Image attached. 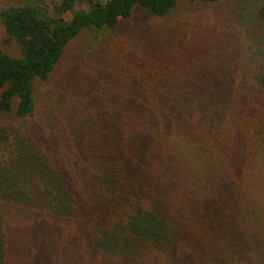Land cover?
I'll use <instances>...</instances> for the list:
<instances>
[{
  "label": "trees",
  "instance_id": "1",
  "mask_svg": "<svg viewBox=\"0 0 264 264\" xmlns=\"http://www.w3.org/2000/svg\"><path fill=\"white\" fill-rule=\"evenodd\" d=\"M221 2L0 0V264H264V3Z\"/></svg>",
  "mask_w": 264,
  "mask_h": 264
},
{
  "label": "rangeland",
  "instance_id": "2",
  "mask_svg": "<svg viewBox=\"0 0 264 264\" xmlns=\"http://www.w3.org/2000/svg\"><path fill=\"white\" fill-rule=\"evenodd\" d=\"M50 3H53L55 0H46ZM250 1L257 2V4L260 3L262 5L264 3V0H223V2L215 5V6H193L189 7V10H197V12H206V11H213L212 14L217 15V17L222 16L221 20H227L230 16L234 18V15L237 13H244L247 11L246 5L249 4ZM245 5V7L243 6ZM259 7V6H258ZM144 14V13H143ZM148 18V16H137L134 20V23H138L139 21H145ZM133 23V20L131 21ZM137 25V24H136ZM128 26L126 24H123L119 26L115 31H113L114 35H119L125 37L128 34ZM125 35V36H124ZM89 34L82 35L81 37L75 39L73 43L70 45L69 49L64 54L61 62L57 65L55 68V72L51 78V81H53L54 86L61 87L63 90L67 89L69 87L68 84L64 85L65 80L67 79L69 75V81L72 80L73 73L77 72L80 73L81 68H83L87 64H92L91 56H94L96 54L101 55V59L104 60L106 57V53L104 52L105 49L102 48V45L98 50H96L94 55H90L89 48L91 46L88 44V38ZM4 39L3 34L0 32V41ZM88 44V45H87ZM89 46V48H88ZM3 48L11 53L16 52V43L14 40H11L10 42L3 44ZM75 73V74H77Z\"/></svg>",
  "mask_w": 264,
  "mask_h": 264
}]
</instances>
